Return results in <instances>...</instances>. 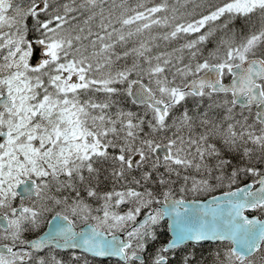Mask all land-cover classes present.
<instances>
[{
    "label": "snow or ice",
    "instance_id": "6c2138e0",
    "mask_svg": "<svg viewBox=\"0 0 264 264\" xmlns=\"http://www.w3.org/2000/svg\"><path fill=\"white\" fill-rule=\"evenodd\" d=\"M249 209L264 0H0V264H264Z\"/></svg>",
    "mask_w": 264,
    "mask_h": 264
},
{
    "label": "flooded vegetation",
    "instance_id": "af4514ba",
    "mask_svg": "<svg viewBox=\"0 0 264 264\" xmlns=\"http://www.w3.org/2000/svg\"><path fill=\"white\" fill-rule=\"evenodd\" d=\"M227 189H223V191H226ZM218 192H214V194H217ZM213 195V194H212ZM248 215H256L259 218H263L264 214H261L258 210H250V212L248 213ZM67 253V252H66ZM62 254H64V252H62Z\"/></svg>",
    "mask_w": 264,
    "mask_h": 264
},
{
    "label": "trees",
    "instance_id": "16d2710c",
    "mask_svg": "<svg viewBox=\"0 0 264 264\" xmlns=\"http://www.w3.org/2000/svg\"><path fill=\"white\" fill-rule=\"evenodd\" d=\"M129 2H135V0H129ZM173 2H175V0H169V3H173ZM257 166H259V165H257ZM246 180H248V178L241 177V182H244ZM203 250H205V249H203ZM100 264H109V262L108 261H102V263H100Z\"/></svg>",
    "mask_w": 264,
    "mask_h": 264
}]
</instances>
